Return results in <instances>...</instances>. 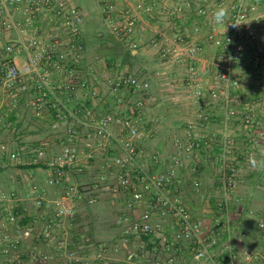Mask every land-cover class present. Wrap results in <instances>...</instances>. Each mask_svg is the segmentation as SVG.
<instances>
[{
    "label": "built area",
    "instance_id": "built-area-1",
    "mask_svg": "<svg viewBox=\"0 0 264 264\" xmlns=\"http://www.w3.org/2000/svg\"><path fill=\"white\" fill-rule=\"evenodd\" d=\"M97 2L102 24L107 25L112 35L130 51L142 47L141 36L149 29L150 18L161 12L182 17L186 10L185 3L177 0ZM221 5L229 10V17L222 25L213 22L214 27L207 36L218 52L208 62L206 71H201L198 66L205 47L182 32L174 39L180 51L175 52L171 47L161 50L162 58L167 60L180 61L181 52L188 54L186 81L192 88L197 111L195 119L188 122L186 137L174 139V155L169 170L157 175L141 164L137 147V139L146 134L143 127L152 108L146 97L150 82L121 71L116 72L113 78H106V83L116 94L129 90L134 95L130 115L113 113L96 118L93 109L85 103L71 108L70 103L74 99L99 95L97 80L93 76L95 71L89 67L86 72L82 65L89 54L84 41L83 11L73 0H0V29L15 35V40L7 44L6 51L23 53L27 59L23 66L0 63V91L5 96L0 103V128L4 115H7L5 98L13 91L18 94L34 91L36 116H42L47 107L54 108L62 113V120L71 119L79 128L94 129L96 143L87 142L91 157L96 151H104L111 143L119 147L120 153L114 157L112 165L120 170L121 184L134 188L129 207L142 202L146 193H153L161 214L173 218L179 225L174 236L163 233L158 242H150L149 238L156 232L151 224L152 212L147 210L140 220L126 224L116 241L83 235L80 242H76L71 238L68 225L72 223L75 212L66 201L80 197L77 187L68 188L54 201L53 212H37L30 223L23 222L26 212H23L21 204L24 199L14 192L2 191L0 264H241L231 243L219 246L214 232L202 235V222L193 219L188 208L174 197L171 190L177 181V169L185 160L216 143L219 155L215 170L225 197L220 207L227 212L228 200L241 178V167L234 155L237 142L231 130L237 121H241V132L248 145L259 143L264 136V119L260 116L264 111V87L241 109L235 106L242 88L237 68L246 58L260 84L264 85V43L253 23L261 17L260 0H233L227 4L223 1ZM199 14L206 16L207 11L200 8ZM234 21L241 24L233 27L230 23ZM45 27L48 28V36L43 34ZM203 80L207 88L202 84ZM211 104H217L224 110V128L221 132L206 135L203 133L215 116L209 110ZM113 123L119 124L126 135H116L110 129ZM76 134L75 128L69 127V142ZM48 147V141L39 145L32 164L46 161L45 183L58 186L63 184L69 170L78 167V157L67 146L59 155L46 160ZM23 162L21 151L0 143V166H19ZM138 185L141 190L137 189ZM194 186L199 191L201 183L195 181ZM27 198L38 209H43L48 203L46 190L38 184L30 186ZM94 202L95 198H91L90 203ZM39 221L41 226L37 223ZM258 227L264 231V220Z\"/></svg>",
    "mask_w": 264,
    "mask_h": 264
},
{
    "label": "crops",
    "instance_id": "crops-1",
    "mask_svg": "<svg viewBox=\"0 0 264 264\" xmlns=\"http://www.w3.org/2000/svg\"><path fill=\"white\" fill-rule=\"evenodd\" d=\"M223 1L227 4L233 0H177L186 5L184 15L178 17L161 12L150 18L149 29L141 36L142 47L137 51H130L109 29L103 30L98 5L89 19L85 17L84 41L89 54L82 65L86 72L89 67L95 71L93 76L97 80L99 95L74 99L70 107L85 103L93 109L96 118L113 113L130 115L134 95L129 90L116 94L106 83V78H113L116 72L121 71L149 81L151 86L146 97L152 103V108L143 127L146 134L137 139V147L139 161L151 173L159 175L169 170L174 155V139L177 136L186 137L188 122L195 119L197 111L192 88L186 81L188 54L181 52L180 61L167 60L162 58L161 50L171 47L175 52L180 51L174 39L176 34L182 32L205 47L198 66L201 71H206L208 62L218 52V48L207 39L214 27L212 14ZM200 8L207 11L206 16L199 14ZM260 13L261 17L253 23L264 43V0H260ZM43 34L48 36L47 27ZM14 36L0 29V63L23 66L27 61L23 53L6 51L7 44L15 40ZM246 59L237 68L242 81L239 99L235 103L238 109L255 99L264 87ZM206 77H210L208 72ZM202 84L204 87L207 85L204 80ZM4 97L0 91V103ZM35 99L34 91L23 94L11 92L5 98L4 110L7 115H4L0 128V143L8 144L11 149H17L24 155V162L19 166H0V192H14L24 199L21 204L23 212H26L24 223H30L37 212H53L54 201L74 186L79 190L80 197L69 199L66 204L74 208L75 217L68 225L71 238L76 242H80L83 235L102 241H116L124 226L140 220L147 210L152 212L151 224L156 232L149 238L150 242H158L163 233L174 236L179 225L173 218L161 214L155 205L153 193H146L142 202L129 207L134 188L121 184L120 170L112 165L114 157L120 153L116 144H109L104 151H96L91 157L92 151L87 142L96 143L94 129L79 128L71 119L62 120V113L54 108L47 107L42 116H36ZM209 110L215 116L203 133L206 135L221 132L225 120V112L217 104H211ZM260 116L264 119V111ZM72 126L77 134L69 142L67 131ZM110 129L116 135H126L117 123H113ZM231 134L237 142L234 155L241 167V178L228 200L227 212L220 207L225 197L215 170L219 155L216 143L185 160L183 166L177 169V181L171 190L174 197L188 208L193 219L202 222V235L214 232L219 246L231 243L239 254L241 264H264V231L258 227L259 222L264 220V136L255 145L246 144L241 121L235 123ZM43 141L49 142L46 160L59 155L67 146L78 157V167L69 170L61 185L48 186L45 183L46 161L39 165L32 164L34 152ZM195 181L201 183L199 191L195 189ZM32 184H38L47 192L48 203L43 209H38L27 198ZM137 189L141 190L140 185ZM91 198H95L94 203H90ZM37 223L42 225L41 221Z\"/></svg>",
    "mask_w": 264,
    "mask_h": 264
},
{
    "label": "clouds",
    "instance_id": "clouds-1",
    "mask_svg": "<svg viewBox=\"0 0 264 264\" xmlns=\"http://www.w3.org/2000/svg\"><path fill=\"white\" fill-rule=\"evenodd\" d=\"M228 17H229V10L223 5L218 6L212 14V20L217 25L224 24ZM230 24H232L233 27H237L241 24V22L234 21Z\"/></svg>",
    "mask_w": 264,
    "mask_h": 264
},
{
    "label": "rangeland",
    "instance_id": "rangeland-1",
    "mask_svg": "<svg viewBox=\"0 0 264 264\" xmlns=\"http://www.w3.org/2000/svg\"><path fill=\"white\" fill-rule=\"evenodd\" d=\"M96 2H97V0H74V3L77 6H79L81 8V10L84 12L86 19H89V17L91 16L90 14H91L92 10L95 8V6L98 5V2H97V4H96ZM103 30L107 31L108 26L103 25Z\"/></svg>",
    "mask_w": 264,
    "mask_h": 264
}]
</instances>
